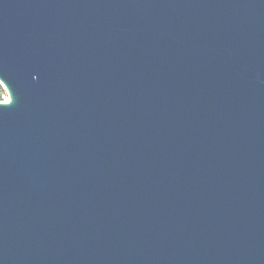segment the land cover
<instances>
[{"label": "water", "instance_id": "1", "mask_svg": "<svg viewBox=\"0 0 264 264\" xmlns=\"http://www.w3.org/2000/svg\"><path fill=\"white\" fill-rule=\"evenodd\" d=\"M0 264H264V0H0Z\"/></svg>", "mask_w": 264, "mask_h": 264}, {"label": "built area", "instance_id": "2", "mask_svg": "<svg viewBox=\"0 0 264 264\" xmlns=\"http://www.w3.org/2000/svg\"><path fill=\"white\" fill-rule=\"evenodd\" d=\"M8 101H9L8 94L1 96L0 103H7Z\"/></svg>", "mask_w": 264, "mask_h": 264}, {"label": "rangeland", "instance_id": "3", "mask_svg": "<svg viewBox=\"0 0 264 264\" xmlns=\"http://www.w3.org/2000/svg\"><path fill=\"white\" fill-rule=\"evenodd\" d=\"M1 86V85H0ZM6 91L4 90L3 86H1V91H0V99H1V96L3 95H6Z\"/></svg>", "mask_w": 264, "mask_h": 264}, {"label": "trees", "instance_id": "4", "mask_svg": "<svg viewBox=\"0 0 264 264\" xmlns=\"http://www.w3.org/2000/svg\"><path fill=\"white\" fill-rule=\"evenodd\" d=\"M0 91H1V86H0Z\"/></svg>", "mask_w": 264, "mask_h": 264}]
</instances>
